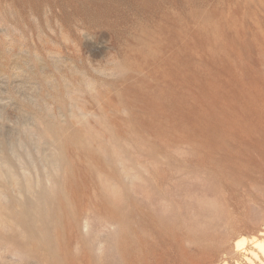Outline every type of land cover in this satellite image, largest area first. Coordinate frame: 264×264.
<instances>
[{"label": "rangeland", "instance_id": "1", "mask_svg": "<svg viewBox=\"0 0 264 264\" xmlns=\"http://www.w3.org/2000/svg\"><path fill=\"white\" fill-rule=\"evenodd\" d=\"M256 237L264 0H0V264H247Z\"/></svg>", "mask_w": 264, "mask_h": 264}, {"label": "bare ground", "instance_id": "2", "mask_svg": "<svg viewBox=\"0 0 264 264\" xmlns=\"http://www.w3.org/2000/svg\"><path fill=\"white\" fill-rule=\"evenodd\" d=\"M258 235H263V232H259ZM250 243L253 249L247 250V253L244 254V260L247 264H264V240L256 237L250 239ZM243 240H236L235 246L241 248Z\"/></svg>", "mask_w": 264, "mask_h": 264}]
</instances>
